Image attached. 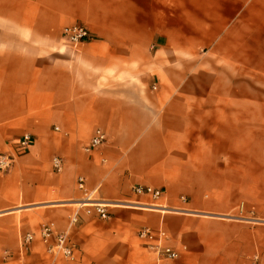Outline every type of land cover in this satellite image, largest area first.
Segmentation results:
<instances>
[{"label": "crops", "instance_id": "1", "mask_svg": "<svg viewBox=\"0 0 264 264\" xmlns=\"http://www.w3.org/2000/svg\"><path fill=\"white\" fill-rule=\"evenodd\" d=\"M74 24L92 38L69 42ZM23 134L0 175V264H160L142 227L178 252L163 264H264V0H0V152ZM79 176L108 219L81 207Z\"/></svg>", "mask_w": 264, "mask_h": 264}, {"label": "built area", "instance_id": "2", "mask_svg": "<svg viewBox=\"0 0 264 264\" xmlns=\"http://www.w3.org/2000/svg\"><path fill=\"white\" fill-rule=\"evenodd\" d=\"M64 37L71 43H80L90 40V35L87 28L82 24H74L63 29ZM106 141L105 133L96 129L91 137L88 145L85 147L86 151H91ZM32 142V136L30 134H23L14 145V153H2L0 152V175H5L9 172L12 165L15 163L17 156L25 153ZM52 168L55 172H59L62 169V160L59 157L52 159ZM76 187L82 191L84 199L79 201L81 207L86 208L87 214H95L99 219L105 220L109 218V212L107 210L110 204L100 203L94 201L90 197L89 191L85 186V179L82 176L77 177ZM132 191L136 195H148L152 199H159L162 197V191L159 189L151 188L148 186H134ZM181 202H186V197H180ZM77 221V216L74 215L73 222ZM138 238L142 241L144 248L153 252L160 264L174 261L178 258V252L168 245H164V242L168 241V235L163 230L154 231L148 227H142L137 232ZM40 237L47 246V250L53 254H61L67 260H75V246L69 241L67 234L57 233L50 225H44L40 229ZM33 234L26 233L22 238V245L27 247L33 241ZM53 239L51 243L50 240Z\"/></svg>", "mask_w": 264, "mask_h": 264}, {"label": "rangeland", "instance_id": "3", "mask_svg": "<svg viewBox=\"0 0 264 264\" xmlns=\"http://www.w3.org/2000/svg\"><path fill=\"white\" fill-rule=\"evenodd\" d=\"M250 212L251 211H249L248 215H246L248 218L253 216Z\"/></svg>", "mask_w": 264, "mask_h": 264}]
</instances>
